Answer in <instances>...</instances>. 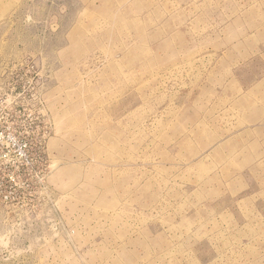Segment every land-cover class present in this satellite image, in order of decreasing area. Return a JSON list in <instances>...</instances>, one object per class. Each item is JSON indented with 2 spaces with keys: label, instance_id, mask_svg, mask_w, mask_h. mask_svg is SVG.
I'll list each match as a JSON object with an SVG mask.
<instances>
[{
  "label": "rangeland",
  "instance_id": "rangeland-1",
  "mask_svg": "<svg viewBox=\"0 0 264 264\" xmlns=\"http://www.w3.org/2000/svg\"><path fill=\"white\" fill-rule=\"evenodd\" d=\"M0 264H264V0H0Z\"/></svg>",
  "mask_w": 264,
  "mask_h": 264
}]
</instances>
